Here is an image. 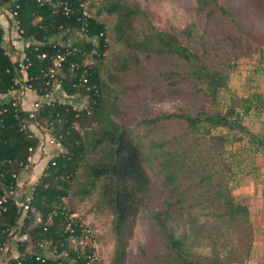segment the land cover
Masks as SVG:
<instances>
[{"label":"trees","instance_id":"trees-1","mask_svg":"<svg viewBox=\"0 0 264 264\" xmlns=\"http://www.w3.org/2000/svg\"><path fill=\"white\" fill-rule=\"evenodd\" d=\"M12 1L0 0V6L7 4L10 10L16 11L23 32L22 39L30 42L24 49V58L21 61L26 73L24 85L30 86L38 94H44L50 90V85L54 82L45 76V73L52 66V57L62 49L60 41L70 40L69 37L77 34L79 28L77 16L82 0H70L75 12L71 18L52 13L50 4L39 6L32 0H16L15 4L18 7L15 8ZM107 2L109 5L103 8L104 12L115 15V25L108 27L97 16H91L87 31L90 42H76L79 51L66 58L56 75L62 90L67 94L80 93L87 97L90 114L84 111L76 116L70 108L58 104L45 107L40 114L42 122H51V136L59 140L63 147V153L54 159L55 165H51V161L47 162L35 185L31 206L41 215V223L34 224L32 213L23 214L15 205L14 198L8 200L7 212L1 218L0 231L7 229L3 235V242L13 235L19 237L27 234L29 238V242H16L20 248L19 256L17 259H10L11 264L17 262L40 264L33 255L27 253V247L30 246L31 251H37L38 242L46 240H52L58 245L68 235L65 229L69 222L65 209L61 210L62 200L68 196L70 184L80 169L84 172L85 184L78 190L79 194L87 197L98 189L102 202L112 213V231L117 242H121L127 233L130 217L141 201L139 194L147 190L149 178L143 168L144 157L126 127L118 126L112 130L96 131L92 147H103L104 156L96 162L87 163L84 159L89 148L76 126L77 123L83 124L91 114L93 119L100 117L104 110L103 90L106 86L103 77L104 67L98 63L104 59L108 48L107 36L111 30L117 31V37L125 38L126 45L138 52L174 56L182 61L187 68L186 75L168 71L160 72L158 76L168 86H179L181 80L188 76L195 82L193 87L195 93L206 99L213 107L203 112L181 108L177 113L156 116L140 122L153 125L174 118L184 123V131L175 136V141L179 142L180 147L167 148L166 143L172 141H165L151 142L147 149V163L154 169L169 198L178 200L179 203H188L192 194L195 199L202 198L207 201L211 208V217L222 220L225 225L243 227L246 232L252 230L249 209L246 205L235 202L229 183L232 175L236 174L235 167L241 163L244 164L241 170L246 169L247 172L250 169L255 170L251 159H240L241 153L250 151L254 155L264 154V134L253 133L241 120L250 114L251 110L256 113L264 112V99L257 94L238 102L234 101L223 109L219 93L227 86L228 74L209 65L205 45L202 46L201 52L194 47L202 37H195L191 27L178 31L174 28L158 30L153 26L147 27V32L143 33L141 38L135 37L132 32H127L132 28L133 11L122 5L120 0ZM221 12L224 13L223 10ZM98 13L100 14L97 12V15ZM3 32L0 28V43L3 42ZM184 34L187 36L185 43L180 38V35ZM76 40L73 38L71 41ZM50 41L52 42L49 43ZM190 43H193L192 49ZM4 51L0 47V94L7 93L12 87L19 88L15 80L21 74L20 62H12ZM42 54H46L45 59H41ZM89 55L97 63L86 66L85 76L87 86L90 87L86 90L80 86L79 80L82 65ZM71 63L77 64L78 67L71 71L69 69ZM122 68H125V65H122ZM236 104L241 108L239 111ZM24 115L25 113H22L21 117ZM5 122L0 138V171L3 172L4 182L10 183V172L12 169L18 170L16 164L26 158L30 147L36 148L37 141L28 138L19 130L17 121L13 119L11 113L5 115ZM185 142L188 143L187 147L182 145ZM231 142L245 144L237 150H228V144ZM8 160L12 161L14 166H9ZM233 178L236 185V177ZM2 193L3 189L0 187V196ZM55 208H58L57 215L52 223L46 224L47 215ZM150 218L158 225L164 236L165 253L160 264H233L243 261L232 255L222 257L215 249L211 250L209 255L196 252L194 250L196 243L192 240L195 233L192 229L190 232H183L180 237H175L169 232L167 224L171 220V213L168 209L153 212ZM45 225L46 232L43 231ZM141 256L146 258L144 250H141ZM139 264L148 263L141 261Z\"/></svg>","mask_w":264,"mask_h":264},{"label":"rangeland","instance_id":"rangeland-1","mask_svg":"<svg viewBox=\"0 0 264 264\" xmlns=\"http://www.w3.org/2000/svg\"><path fill=\"white\" fill-rule=\"evenodd\" d=\"M120 3L134 13L132 28L127 32H132L135 37L141 38L149 26L158 30L174 28L178 31L191 27L195 37H202L194 47L201 52L202 46L205 45L209 65L228 74L227 86L219 93L223 109L234 101L238 102L257 94L264 99V0H120ZM108 5L107 0H91L88 9L92 17L97 16L111 27L115 25L116 19L115 15L104 12L103 8ZM97 12L100 14L97 15ZM6 32L3 42L10 44L15 37L9 34V30ZM117 35L114 30L108 33V48L104 59L98 63L104 67V110L100 117L93 119L91 114L83 124L77 123L76 126L89 148L84 159L87 163L96 162L104 156L103 147H92L96 131L126 127L143 154V168L149 178V185L144 193L139 194L140 204L130 217L127 233L121 242H117L112 231L113 216L102 202L98 189L87 197L79 194L78 190L85 184L82 169L72 180L68 196L62 200L65 212L67 215L75 214L79 221L95 229L94 244L100 264H139L141 261L160 264L165 253L164 236L158 225L151 220L150 214L162 209H168L171 213L167 228L172 235L180 237L183 232H190L191 229L194 231V250L199 254L209 255L211 250L215 249L222 257L232 255L236 259H249V263L252 262L255 254L253 229L246 232L243 227L225 225L222 220L211 217V208L207 201L202 198L195 199L192 194L188 203H179L178 200L169 198L154 169L147 163V149L151 142L172 141L167 142L166 147L178 148L180 144L175 141V136L181 134L185 126L182 121L174 118L153 125L141 124L142 120L177 113L181 108L203 112L213 107L195 93V82L188 76L181 80L179 86H168L158 76V73L168 71L186 75L187 68L182 61L174 56L138 52L126 45L125 38L119 39ZM73 38L80 39V36L75 34L74 37H69L70 40ZM180 38L185 43L187 36L180 35ZM17 42H20V39ZM189 45L192 49L193 43ZM17 47L19 52L15 53L16 58L20 53L19 43ZM86 62L89 65L97 63L90 55ZM122 65H125V68H122ZM24 95L32 98L30 92L22 89L19 96L22 98ZM236 108L237 111L241 109L239 104H236ZM256 114L251 110L250 114L241 120L253 133H260L264 125L260 124L261 120ZM244 144L245 142H231L227 149L237 150ZM182 145L187 147L188 143ZM46 150L49 154L55 152L52 145L47 146ZM259 155L250 151L241 153L240 159H251L256 172L251 169L249 172L246 169L241 170L244 165L241 163L235 167L236 174L232 175L231 182L229 181L235 202L243 203L251 207V210L260 205V198L251 196L252 193L247 195V198H241L242 194H238V189L242 183L240 187L246 186L250 190L252 187L259 189L264 184V162H257L256 159L264 156ZM43 158L42 152H39L35 166H45L46 159ZM257 163L258 166H255ZM38 168L33 171L35 177L40 175ZM20 176L24 181L22 189L26 190L29 179L24 175ZM22 189L17 191L18 199H22ZM16 237L18 235H13L6 241L8 251L4 252L1 261L17 252ZM141 250L145 251L146 258L141 256Z\"/></svg>","mask_w":264,"mask_h":264},{"label":"built area","instance_id":"built-area-1","mask_svg":"<svg viewBox=\"0 0 264 264\" xmlns=\"http://www.w3.org/2000/svg\"><path fill=\"white\" fill-rule=\"evenodd\" d=\"M39 6H44L50 4L52 6V13L60 14L65 18H71L74 16V9L70 0H32ZM91 0H82L80 5V11L77 16V21L79 28L77 34L80 39L75 42L67 40L65 42H60V47L62 49L58 50L56 54L52 57V66L45 76L53 79L51 88L44 94H38L36 90L32 89L30 86L24 85L26 81L25 66L21 63L24 58V49L30 45L29 41L22 39V30L17 20V13L14 10L9 9V5L4 4L0 6V28L2 30H10L15 37L10 44L0 43L5 53L9 56L12 62L19 61L20 67V77L15 80V83L19 85V88L12 87L7 93L0 94V138L1 132L5 128V115L11 113L14 120L17 121L18 128L23 132L28 138L35 139L37 141L36 148L30 147L28 149V154L23 161L18 162L17 171L10 172L11 182H4L3 172L0 171V187L3 189V193L0 196V221L4 213L8 209V200L14 198L15 205L18 206L22 213L25 214L30 212L33 214L34 223H41V215L31 206V201L33 199V194L35 190V185L42 174V171L38 177L34 175V168L39 159V152H42L44 158H46V163L51 161V165H55L54 159L63 153V147L59 140L51 136V122H42L40 120V114L42 110L47 106H52L58 104L67 108H70L76 116L80 112H86L90 114V109L88 108L89 100L85 95L80 93L67 94L62 90L60 81L56 79V75L60 72L63 63L69 55H72L79 51L76 42H90L88 37V22L91 18L89 13L88 5ZM16 0L12 3L15 4ZM8 6V8H4ZM15 8L18 7L17 4L14 5ZM39 21L40 18H37ZM3 39V37H2ZM20 39V53L19 57L16 58L15 53L19 52V47H17V40ZM50 41L49 43H51ZM96 44V43H94ZM46 54L41 55V59H45ZM87 62L82 65V74L80 77V86L89 90L90 87L87 86ZM77 64L71 63L70 70L77 68ZM48 84V82L46 83ZM25 89L27 92L32 94V98L24 95L21 98L19 96L20 91ZM25 113L24 117L21 114ZM53 146L55 152L48 153L45 151L47 146ZM44 151V153H43ZM9 166H14V163L10 160L7 161ZM46 165V164H45ZM26 176L29 181L26 190H23L24 181L21 180V176ZM22 189V199L16 197L17 191ZM61 208V207H60ZM64 210V207L61 208ZM58 208H55L47 215V223H52L53 218L57 215ZM65 211V210H64ZM67 220L69 224L66 226L65 232L68 235L64 237V240L60 244L56 245L52 240L40 241L38 242V250L31 251V247L28 246L26 251L34 256L35 260L40 264H100L99 254L96 250L94 239L96 231L89 224L79 221L75 214L67 215ZM43 231H47V226L43 227ZM7 232V229L0 231V255L7 251V244L3 242V235ZM11 235V232L8 233ZM17 241L29 242L27 234L16 237ZM19 254L15 256L8 257L4 261H0V264H11L10 259H17ZM16 264H20L17 262Z\"/></svg>","mask_w":264,"mask_h":264},{"label":"crops","instance_id":"crops-1","mask_svg":"<svg viewBox=\"0 0 264 264\" xmlns=\"http://www.w3.org/2000/svg\"><path fill=\"white\" fill-rule=\"evenodd\" d=\"M8 30H4L3 38H5V33H7L6 31H8ZM10 33L12 34L11 31L9 32V34ZM12 37H13V34H12ZM18 43L20 44V42H17V44ZM256 116H257V118L259 120H261L260 124L264 125V113H257ZM254 133H256V132H254ZM256 134H262L263 135L264 134V129L262 128V131H260V133H256ZM260 155L264 156V154H260ZM43 159H46V158H43ZM256 159H257V162H258V160L260 162H264V157L259 158V159L256 158ZM255 166H258V163L255 164ZM35 168H38V167L35 166ZM35 168H34V170H36ZM43 168H44V166H42L41 168H38V171L41 173V171H43ZM255 172H256V170H255ZM242 184H240V185H242ZM240 185H239V189H238V194H242L240 197L241 198L242 197L243 198H245V197L247 198V195H250L252 193L251 196H254L255 198L256 197L260 198V200H259L260 205L259 204L256 205L257 208L253 207L254 210H251V207L247 206L248 209H249V212H250V218H251V221H252V225L251 226H252V229H253V233H255V238H254V241H253L255 254L252 257V262L249 263V259H244L241 263H233V264H264V184L262 186H260L259 189H254L252 187V190H250V188H247L246 186L240 187ZM16 247H18L17 244H16ZM17 249H18L17 252L12 254L13 256L19 254L20 248H17ZM7 251H8V247H7ZM3 255H4V253H2V256L0 255V259L3 257ZM11 256H9V257H11Z\"/></svg>","mask_w":264,"mask_h":264}]
</instances>
